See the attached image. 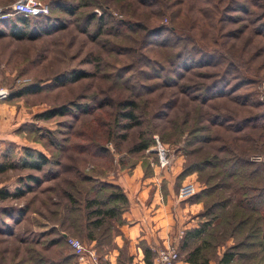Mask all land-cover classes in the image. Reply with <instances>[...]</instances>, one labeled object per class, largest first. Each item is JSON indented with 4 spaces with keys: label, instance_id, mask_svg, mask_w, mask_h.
Returning a JSON list of instances; mask_svg holds the SVG:
<instances>
[{
    "label": "rangeland",
    "instance_id": "obj_1",
    "mask_svg": "<svg viewBox=\"0 0 264 264\" xmlns=\"http://www.w3.org/2000/svg\"><path fill=\"white\" fill-rule=\"evenodd\" d=\"M16 1L0 0V89L9 92L0 101V164L13 167L0 174V191L24 194L0 199V264L87 263L68 239L96 247L89 230L100 245L107 236L114 240L122 222L88 230L86 201L107 200L115 190L104 185L138 166L143 181L158 170L162 191H170L166 178H173L172 242L189 230L182 209L201 204L198 226L211 221L205 256L217 264L235 247V264H264V255L253 253L259 237L237 227L245 221L264 229L261 213L245 203L251 194L242 186L250 183L230 178V164L222 165L234 157L255 162L237 171L245 177L260 168L254 184L264 185V0H40L50 13L27 24L5 16ZM76 71L89 75L64 83ZM31 85L43 89L10 98ZM63 106L72 107L70 115L38 118ZM129 111L135 120L125 119ZM158 142L173 160L167 174ZM27 150L48 164L25 168ZM190 166L201 170L185 173ZM189 183L197 192L182 201ZM257 203L250 206L262 209L264 201ZM113 245H100L98 255ZM138 247L133 257L124 247L118 264H138ZM186 254L180 250L178 264Z\"/></svg>",
    "mask_w": 264,
    "mask_h": 264
},
{
    "label": "trees",
    "instance_id": "obj_2",
    "mask_svg": "<svg viewBox=\"0 0 264 264\" xmlns=\"http://www.w3.org/2000/svg\"><path fill=\"white\" fill-rule=\"evenodd\" d=\"M46 16H38V17H32V18H44V17L46 18ZM32 18L25 17L24 15H16L15 16V20H17L23 24L29 23V21L32 20ZM170 33L173 34L172 31ZM14 35L16 37H22L20 35V32H16V33H14ZM88 75H89L88 72L76 71V72H73L70 77L66 78V80H64V83H67V82L74 83L76 81H79L81 79L88 77ZM42 89L43 88L39 85L27 86V87H24L23 89H21L20 91L12 94V96L10 98L24 97V96L31 95V94H37ZM75 106H77L78 108L81 109L82 107H86L87 105L81 106V105L76 104ZM129 106L134 108L135 104H130ZM71 108L72 107L63 106L59 109L51 110V111H48L44 114H41L38 116V118L43 119V120H50L56 116L70 115L71 114ZM88 109H89V111L91 110L90 106H89V108H85L84 112H87ZM123 116L125 117V119H128L130 121L136 119L133 111L126 112L123 114ZM147 146H148L147 144L142 146L143 150H146ZM215 159H217V158H215ZM233 159L234 160H232V161L228 160V162H225L226 164L225 163L222 164L223 166L224 165L227 166L230 164L228 166L227 172L224 171L225 174H227V176H229L230 178H232V177L236 178V177L240 176V178H245L243 180L244 183L245 182L250 183V184H243V186H242V189H246V191H248L251 194V196H248L245 203H249V204H247V207L251 211H253V214L261 213V215H259V217H260L259 221L264 220V203L262 204L263 208L259 209V210L256 209L254 206H250L251 203L254 201H257V202L259 201V203H262L264 201V185L262 187H258L256 184H254L256 177H257L256 173H259L261 171V169L255 168L253 170L246 171V176L243 177L244 174H239L241 172L237 171L238 167H243V166H244V168L245 167H253L257 164H254L255 162L254 163L248 162L245 160V158L240 159V158L234 157ZM47 164H48V160L43 154H40L38 152L34 153V151H31V150L26 151V161L24 162L25 168L39 171V170H42V168L44 166H46ZM205 164L206 165H213V163H211L210 161H206ZM223 166L217 165V167H223ZM12 168H13L12 165L0 164V174L5 173L6 171H8ZM194 168L201 170V166H190L189 168H187L185 170V173L196 172V170ZM165 172H167V171H165ZM30 179L32 181L39 182L38 178L30 177ZM88 179H90V178H88ZM104 186L108 187L109 189H114L115 192L111 193L107 200H100L99 198L94 197V198H91L90 200L86 201L85 206H86L87 210L89 211L88 212V219L90 218L88 223H87V229L88 230H89V228L92 230H97L100 227H102L108 220L119 219L123 223L122 215L130 207V203H129L127 196L125 195V193L123 192V190L119 186L114 185V184H105ZM214 187H216V186L214 185ZM23 194H24V192L22 190L15 193L14 195H12V193H10L7 190H1L0 191V199L5 200V199H8L12 196H14V197L18 196L19 197ZM206 194H207V192H206ZM69 199L72 200V201L70 200L71 202H74V198L72 196H70ZM202 199H203V197L199 201H202ZM259 203H257V205H259ZM255 210H257V211H255ZM208 215H211V213H208ZM210 222L211 221L203 223L200 226H198L197 228L186 230L184 239L181 241V243L179 245V253H180V250L186 251V253H187L186 254L187 257L185 258V262H187L189 264H210L211 263L212 260L210 258H208L207 256H205V254H204L205 248H207V246H209V247L211 246L209 241H207L205 239L208 232H209V229H210V225H211ZM240 223L241 224L237 225V227L240 228V227L247 226L246 231H249V234L247 236L248 237L250 236L249 237L250 239L259 237V240L256 243V245H257L256 247L258 249L255 250V252H253V253H257V251H259V253H262L264 255V229H261L260 226H258V228L255 226L249 227L248 223H245V221H241ZM90 231L91 230H89L88 239L92 242L96 241V243H98L96 245V247L92 246L96 251L98 250V248H100V245L101 246L105 245V242H107L108 244H110V243L112 244L113 238L110 235V237L107 236L105 238L106 241L102 242L103 241L102 240L100 242V245H99V239L95 236H90L91 235ZM229 236L234 238L236 236V232H230ZM82 242H84V241H82ZM198 242H200V243H198ZM254 243H250V245L255 246ZM142 250L144 252L145 264H155L156 263V254L154 253V251H155L154 247L149 245V244L146 245V243H144ZM235 250H236L235 247L228 248L227 251L223 254V256L219 259L217 264H235L234 262L238 258V254L236 252H234ZM121 252H122V250H121ZM97 253H98V251H97ZM73 254L76 256L75 252H73ZM99 258H100V264H110V262L107 260L105 255H100Z\"/></svg>",
    "mask_w": 264,
    "mask_h": 264
},
{
    "label": "crops",
    "instance_id": "obj_3",
    "mask_svg": "<svg viewBox=\"0 0 264 264\" xmlns=\"http://www.w3.org/2000/svg\"><path fill=\"white\" fill-rule=\"evenodd\" d=\"M138 167H140V170L136 167L133 175H131L132 172L128 173V170H125L121 173L123 176L120 174L111 182L123 190L129 200L130 207L122 215L123 223L118 226V233L113 236L114 247L105 254L110 264H118V257L121 256V250L125 249L124 247L128 250V256L133 257L136 253V246H139L137 248L138 264H145L144 254L139 245L141 242L153 247L164 246L171 243L176 236L177 217L175 218L172 209L175 201L173 200L174 194L171 192V179L173 178L164 177L168 181L167 185L170 187V191L169 189L162 191L158 170L155 171L154 177H144L147 180L143 181L140 179V177L143 178L142 167ZM202 209L201 204L187 205L182 209L181 212L188 221L185 230L197 228L196 219H199V217L195 215H198ZM176 240L177 237L174 241ZM95 243L96 241L92 242L93 245ZM129 264H137V259ZM179 264L189 263L183 261ZM210 264H215V262L211 261Z\"/></svg>",
    "mask_w": 264,
    "mask_h": 264
},
{
    "label": "built area",
    "instance_id": "obj_4",
    "mask_svg": "<svg viewBox=\"0 0 264 264\" xmlns=\"http://www.w3.org/2000/svg\"><path fill=\"white\" fill-rule=\"evenodd\" d=\"M50 13V6L40 0H18L10 8V15H24L25 17H38L46 16ZM1 17V11H0ZM9 96V92L5 89H0V101L6 100ZM157 153L160 163V167L164 171H169L172 166V158L170 157L168 149L164 148L162 144L158 142ZM197 192L194 184H185L180 192V200H188L194 196ZM185 232H181L178 236L177 242L168 243L162 247H158L156 250V264H178L180 261L179 253V241L183 240ZM69 246L75 252L77 257L82 262H88L89 264H100V258L97 251L93 247H88L84 242L76 238L68 239Z\"/></svg>",
    "mask_w": 264,
    "mask_h": 264
}]
</instances>
